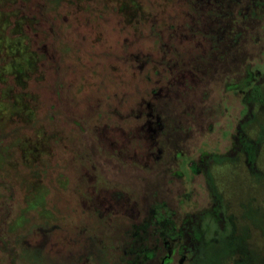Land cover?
<instances>
[{
	"label": "rangeland",
	"instance_id": "1",
	"mask_svg": "<svg viewBox=\"0 0 264 264\" xmlns=\"http://www.w3.org/2000/svg\"><path fill=\"white\" fill-rule=\"evenodd\" d=\"M161 225L264 264V0H0V264H159Z\"/></svg>",
	"mask_w": 264,
	"mask_h": 264
},
{
	"label": "flooded vegetation",
	"instance_id": "2",
	"mask_svg": "<svg viewBox=\"0 0 264 264\" xmlns=\"http://www.w3.org/2000/svg\"><path fill=\"white\" fill-rule=\"evenodd\" d=\"M37 17H39L40 19H43V14H41V12L39 11V12H37ZM49 31H50L51 35L56 36L57 29H56L55 25L53 26V29L50 27ZM53 42L55 43V41H53ZM54 53H55V51H54ZM144 62L146 63L147 59H145ZM38 66H40V67L42 66L41 62L39 63ZM52 66H53V70H55V69L57 70L58 67H59V65H57V63L56 64L53 63ZM37 74H40V73L38 72ZM58 79H59V82H60L59 85L57 84ZM61 83H62L61 76H59V74H58V75L55 76V79H54V82H53V84H54L53 85V87H54V91L53 92H54V94L56 96L61 95V92H63L61 87H60ZM64 92H66V91H64ZM95 198L98 201L101 199L100 195H98ZM91 204H92V206L94 208H96L97 206L100 205L99 203L97 205L95 202H92V201H91ZM153 212H154V216L151 218V220H148L149 224L152 223V221L155 223V225L158 224V223L164 224V222H166L168 220V217H166V215H164V213L161 211L160 208H156L155 210H153ZM188 225L191 226L192 224H188ZM154 230H155V233H158V234H156L157 237L159 239H161L159 242L163 241L165 243V245H164L165 248L163 247V249H161L160 251L156 250L152 254L146 253L144 255L145 259H151L152 257L155 256V258H157L159 260V264H169V261H172L170 254L174 253L176 250L177 251L175 253H181V254L186 253L187 251H190V250L193 251V248H194L193 245H191L190 248H185L183 250H179L178 247H180L179 245L181 243V237L180 236H182V234H181L179 229L175 230L174 226L170 225L168 227H165L164 225H161L160 230H158V228L155 226ZM158 246H159V243H157V247ZM156 253H158L160 255H156Z\"/></svg>",
	"mask_w": 264,
	"mask_h": 264
}]
</instances>
